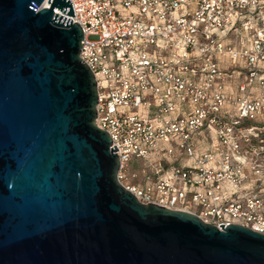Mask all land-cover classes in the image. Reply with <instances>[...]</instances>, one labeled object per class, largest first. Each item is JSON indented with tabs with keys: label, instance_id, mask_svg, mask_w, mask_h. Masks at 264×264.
<instances>
[{
	"label": "built area",
	"instance_id": "1",
	"mask_svg": "<svg viewBox=\"0 0 264 264\" xmlns=\"http://www.w3.org/2000/svg\"><path fill=\"white\" fill-rule=\"evenodd\" d=\"M68 1L117 184L264 236V0Z\"/></svg>",
	"mask_w": 264,
	"mask_h": 264
},
{
	"label": "water",
	"instance_id": "2",
	"mask_svg": "<svg viewBox=\"0 0 264 264\" xmlns=\"http://www.w3.org/2000/svg\"><path fill=\"white\" fill-rule=\"evenodd\" d=\"M0 0V264H264V236L137 202L94 126L65 0Z\"/></svg>",
	"mask_w": 264,
	"mask_h": 264
},
{
	"label": "bare ground",
	"instance_id": "3",
	"mask_svg": "<svg viewBox=\"0 0 264 264\" xmlns=\"http://www.w3.org/2000/svg\"><path fill=\"white\" fill-rule=\"evenodd\" d=\"M54 13L65 18V15L58 13V10H54Z\"/></svg>",
	"mask_w": 264,
	"mask_h": 264
},
{
	"label": "rangeland",
	"instance_id": "4",
	"mask_svg": "<svg viewBox=\"0 0 264 264\" xmlns=\"http://www.w3.org/2000/svg\"><path fill=\"white\" fill-rule=\"evenodd\" d=\"M262 137L264 138V131H261Z\"/></svg>",
	"mask_w": 264,
	"mask_h": 264
}]
</instances>
